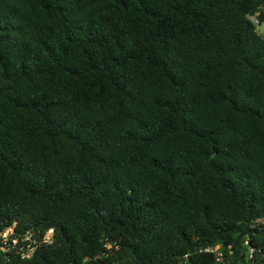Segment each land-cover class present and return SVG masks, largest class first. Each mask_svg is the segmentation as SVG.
<instances>
[{"label":"trees","instance_id":"trees-1","mask_svg":"<svg viewBox=\"0 0 264 264\" xmlns=\"http://www.w3.org/2000/svg\"><path fill=\"white\" fill-rule=\"evenodd\" d=\"M249 17L264 0H0V231H54L0 264L264 261Z\"/></svg>","mask_w":264,"mask_h":264},{"label":"built area","instance_id":"built-area-1","mask_svg":"<svg viewBox=\"0 0 264 264\" xmlns=\"http://www.w3.org/2000/svg\"><path fill=\"white\" fill-rule=\"evenodd\" d=\"M249 20L254 25H259L255 17H249ZM15 227V223H13L0 231V252L7 253L14 251L21 260H28L40 245H51L53 243L54 231L52 228L44 231L42 234H38L32 230L18 232ZM244 244L247 247V253L246 262L242 264H264V261L253 260V249L248 246L247 239L244 241ZM200 251L213 255L215 262L223 264L224 251L219 244L206 246ZM226 251L230 255L232 253L231 247H227Z\"/></svg>","mask_w":264,"mask_h":264},{"label":"rangeland","instance_id":"rangeland-1","mask_svg":"<svg viewBox=\"0 0 264 264\" xmlns=\"http://www.w3.org/2000/svg\"><path fill=\"white\" fill-rule=\"evenodd\" d=\"M256 31H257L259 36L264 38V23H262L260 25H257L256 26ZM122 263H124V261H120L118 264H122Z\"/></svg>","mask_w":264,"mask_h":264}]
</instances>
